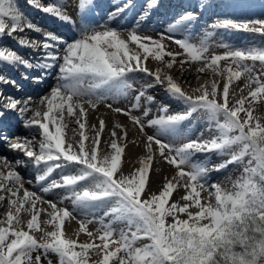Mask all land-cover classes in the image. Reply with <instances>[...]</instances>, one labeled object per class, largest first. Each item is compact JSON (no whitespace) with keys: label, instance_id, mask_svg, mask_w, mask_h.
<instances>
[{"label":"snow or ice","instance_id":"1","mask_svg":"<svg viewBox=\"0 0 264 264\" xmlns=\"http://www.w3.org/2000/svg\"><path fill=\"white\" fill-rule=\"evenodd\" d=\"M156 2L148 0L139 21L150 15ZM28 3L76 28L80 35L70 42L64 40L32 23L18 10L15 0H0V38L6 35L21 47L42 52L41 59L33 64L17 51L0 46V84L20 88L16 80L3 74L5 68L22 66L26 70L22 73L25 80L29 78L27 70L41 69V75L31 78L43 83V70L59 66L55 84L39 97L43 111L31 107L32 97L20 101L9 96L0 107V120L9 111L17 112L20 117L31 111L32 118L24 119L23 126L38 127V145L35 137H11L7 133L0 134V144L10 151L22 152L31 160L38 172L35 182L41 185V193L62 190L67 195L58 203L70 200L72 207H58L57 202L44 200L42 195L25 188L17 171L25 162L0 156V164L7 169L0 171V201L7 199L9 205L5 217L0 219V264H44V261L54 264L51 255L57 258L55 264H264V122L254 115L255 107L264 102V41L247 47H236L223 40L214 42L217 29L264 36V19H217L199 42L193 43L188 33L197 20L196 11L185 12L169 23L168 36L160 34L155 39L140 35L138 21L124 38L108 22L130 9L133 0H126L109 13L105 23L99 26L102 30L87 22L94 0H77L79 25L68 14L67 0H50L46 4L28 0ZM25 29L42 34L43 40H29L26 34L15 35L24 34ZM175 33H185L184 38L176 39L172 35ZM164 39L178 45L187 61L202 62L199 72L210 69L223 76L222 90L218 81L211 80L194 89L199 94H189L170 75L164 74L162 81V69L149 70L144 64L149 57L171 68L181 55L166 51ZM214 47L224 51L208 55ZM165 56L171 59L165 61ZM185 62L179 61L181 65ZM257 62L259 73L254 71ZM138 71L153 77V84L139 90L126 109L106 104L112 112L127 116L146 137V154L139 158V167L124 174L125 146L119 141L126 140L127 130L116 123L110 132V151L101 154L99 145L106 123L100 119L98 128L93 125L95 134L90 138L85 132V104L95 110L108 100L128 99L132 90L129 74ZM241 78L248 91L244 95L241 88L236 98L230 86ZM164 82L165 91L181 101L186 111L169 114V106L160 105L159 114L151 119H147L148 107H143L141 115H134V110L142 108V101L144 105L155 102V97L146 95V90ZM197 111L207 116L210 131L215 133L209 139H204L203 134L193 139L180 132L181 122ZM74 116L79 126L78 140L66 134L65 118ZM146 127L155 129L154 133L147 134ZM212 152L229 155L228 160L213 166L214 171L226 169L230 164L241 166L239 175L231 180V188L210 182L207 159L194 162L195 154ZM157 156L173 167L175 174L165 179L158 192L144 196ZM57 172L60 180L48 183ZM181 187L184 192L180 200L171 201L174 191ZM3 192L9 195L5 197ZM202 192H207V200L202 198ZM108 205L103 216L89 218L95 210ZM42 213L47 219H40ZM22 214L30 215L25 224ZM69 220H76L79 225L74 234L77 238L66 234L65 222ZM93 223L98 226L90 231L88 226ZM117 223L126 227L117 230L114 227ZM42 225L51 226L52 230ZM36 232L41 233L39 239L34 235ZM81 233L88 240L81 242L78 239ZM93 255L97 258L93 259Z\"/></svg>","mask_w":264,"mask_h":264},{"label":"bare ground","instance_id":"2","mask_svg":"<svg viewBox=\"0 0 264 264\" xmlns=\"http://www.w3.org/2000/svg\"><path fill=\"white\" fill-rule=\"evenodd\" d=\"M70 1L71 0H67V5L69 4ZM165 1L168 2L169 0H157L156 6L151 9L149 16L153 17L157 13H164V10H166V9H168V13L169 12L170 13L177 12L176 11V10H178L177 2H173L171 4V6H168V4ZM75 2H77V0H75ZM94 2H97V0H94ZM124 2H126V0H102V1L100 0V1H98L97 4L101 6V13H102V14L100 13L99 15L100 16L105 15L104 5L111 3L114 5V7L115 6L118 7L119 5H121ZM189 2H191L196 7H198L197 8L198 10H201V16L207 15V17H209L208 16L209 10L210 11L213 10L212 1H211V3H207L206 0H190ZM217 2L218 1H215L214 3H217ZM42 3L43 2H41V4ZM147 3H148V0H133V6L130 9L125 11V12L129 11V14L127 15V18L125 19L124 23L121 26H118V24L116 22V18H115L113 21L108 22L109 26L117 29L121 33V35L124 38H126L128 31L133 28L131 26H133V22L135 20L134 18L136 16H138V14H140L144 11L145 7L147 6ZM15 5L17 6L19 11H21L23 14H26L25 15L26 18L30 19L31 22L33 21L32 18L33 19L37 18L38 21L45 22V24H47V25H51V23H48L47 21H49V22L59 21V20L55 19L54 17H51L50 15H47L44 13L41 16L40 14L42 11L38 10L34 6H31L28 3V0H15ZM183 5H185V4H183ZM204 5H206V6H204ZM76 7H77V5H76ZM96 8H98V7L96 6ZM134 8H135V10H134ZM205 10H207L208 12H206ZM183 13H185V12H183ZM39 15L41 17L38 18ZM43 18L47 19V21H45ZM164 18H166V16H164ZM221 18L262 19L263 17L250 16V15H247L244 13L239 14L238 12H223V11L215 13L213 15V17H211V16L209 17V19L211 20L212 23L215 20L221 19ZM145 20L146 19H144L143 22H145ZM57 24H59V29L63 32L66 30L65 27L71 29V30H68V36L66 38L67 41L70 42L71 40L79 37V35H80L79 31L76 28H73L71 25L65 24L62 22L57 23ZM166 29H167L166 26L161 27V30L163 32L161 34H164V36L170 35L169 33L166 32ZM25 34H26V38L29 40H33V39H35L37 41L43 40L42 34L32 32V31L27 30V29H25L24 34L16 33L15 35L20 36V35H25ZM172 35H174L176 39H182V38L176 37L177 33L172 34ZM155 37L160 38V34H157ZM241 37L244 38L243 41L239 40ZM221 40H223L226 43L232 44L236 47H247L250 45H259L262 41H264V36H261L260 34H257V33H250V32H245V31H234V30L233 31H224V30L220 29V36L215 37L214 42L218 43ZM169 41L173 42L172 40H169ZM0 46H4L10 50L17 51V53L22 55V56H26V54H27L26 50L33 51L29 47L19 46L17 44L16 40H14L11 37H7L6 35L3 38H0ZM223 51H224V49L219 48V51H217L216 53L219 54V53H222ZM40 52L41 51H39V50L34 51L32 53V58L34 59V57H36L37 55L41 56ZM60 53H61V55H63L62 48L60 50ZM57 67L59 68V66H57ZM221 67H223V66L221 65ZM21 68H23V67L21 66ZM55 68L56 67H54L53 69L47 70V72L52 71ZM147 68L149 70H151L149 67H147ZM200 68L201 67H192L191 69H185L182 66H178L176 68L171 67L168 69L162 68L161 80L163 81L164 74L170 75L178 84L181 85L183 90L189 94H199V93H194V89H196L197 87H199L202 84H206L207 82H209L211 80H215V81L219 82L218 88L223 85V80H224L223 76L213 73L210 69H205L204 72H199L198 69H200ZM5 72L8 75V77L12 76L13 74H15V68H11V67L5 68ZM129 77L133 78V86H132L133 89L140 87V90H141L146 85H152L154 82V78L148 76L144 72L138 71L136 73H130ZM147 80H150V82H148ZM25 81H26V85L24 84V88L29 89L28 92L33 93L31 107L34 109L35 105H40L38 102L39 97L46 95L49 92L51 86H53L55 84L56 78L52 79L51 77H47L43 81L41 88L40 87L39 88L34 87L33 85H37V84H33L30 79H27ZM0 87L3 90L8 89V85L0 84ZM165 87H166V82L161 83V84H155L153 86V88L160 93L166 92ZM209 87H210V85H209ZM241 88H244V79L243 78H241L239 81H235L233 83V87L231 85L230 92L235 93L236 98H238V96L241 94V92H240ZM247 91H248V89L244 88V91L242 94L247 95ZM2 95H3V93H2ZM3 100L6 102L5 98ZM127 102H128V99H124V98H122L119 101L108 100L105 103L99 104L95 110L88 108L87 104H85V107L87 108V127L85 129V132L90 138L93 137L95 134V130L92 127L93 125H96L98 128L100 119H104V121L106 123V128L101 134V143L99 145V151L101 152V154H106L110 151V148L108 146L110 143V132L116 123L121 124L123 126V128L127 130L128 135H127L126 140L130 139V142H126V140L119 141L120 143L124 144V146H125V151H124V154L122 156L123 173L124 174H129L135 168L139 167V158L146 154L144 147L138 143V141L145 142L146 137L142 136L136 130H134L133 128H131L128 125V123L126 122L127 116L123 115L122 113H114L109 108L106 107L107 103H111L113 105V108L120 107V108L126 109L127 107L130 106V105H128L129 103L127 104ZM0 103H2L1 99H0ZM172 103L178 104V108L185 107V105L182 102L177 103L174 100V102H172ZM0 107H2V106L0 105ZM40 107H43V105H40ZM197 112H195L193 114V116L196 115ZM78 115H79V113L77 112L76 116H78ZM76 116H74L72 118H67V117L65 118V123L68 124V128L66 129L67 137L72 138L73 140L79 139V126L75 123ZM30 118H32V112L31 111L26 113L24 117H20L17 112L9 111L6 114V117L3 120H0V129L1 128L4 129L6 131V133L11 137H17V136H15L16 133H19V134L22 133L21 137H27L29 139H31L32 137H35L36 138L35 143L38 144V142L40 140L39 139L40 136L38 135V130H36L38 127H33L31 129H29V128H25L23 126V120L24 119H30ZM184 124L187 127L188 126L191 127L187 131L186 134L190 135L191 138H193V139H196L198 136H201V134H203L204 139H209L212 135L215 134L213 131H210V125H209L207 116H203L200 113L195 118L188 119V121L184 122ZM19 131H21V132H19ZM0 132H1V130H0ZM120 134H121L120 130H117V136H119ZM18 137H20V136L18 135ZM183 142L184 141H181V143H183ZM87 143H88V141H86V144ZM0 152H1L0 156L7 157L9 159V161L14 162L17 159H20V160L24 159L27 162L31 161L29 158H26L22 152L8 150L7 146L5 144H0ZM205 159H207L209 161V163L207 164V167L210 170L209 171L210 182L220 183L225 188H231V180H234L236 178V176L239 175L240 171L242 170L241 166H239L237 164H230L226 169H221L220 171H214V170H212L213 166L220 164V163H223L224 161L228 160L229 155L212 152L209 154L197 153L194 156V162H202ZM25 164H27V165H25ZM25 164L24 165L27 166V168H24L25 166H20L17 168V171H19V173L21 174V176L23 178V183H24L25 188H28L30 191H35V192H37V194L42 195L44 200H50V201L57 202V203L59 202V200L62 196L67 195V193L62 191V190H56V191L50 192V193H41V191H40L41 185L40 184H37L35 182L34 185H32V184H29L27 181V179H29L27 177H31L32 175H34V172L36 171V169L34 168L32 163H25ZM0 171L6 172L7 169H5L2 164H0ZM174 174H175V169L173 167L169 166L165 161H162V160L159 161L158 159H155L152 170L150 172V182L147 185V192L143 193L142 195L147 196L150 193L158 192L160 190L162 184L165 182V179L171 178ZM53 180H56V181L60 180V173L59 172L53 174L51 176V178L49 179L48 183L53 181ZM12 186H13V190H15V185H12ZM43 186H46V185H43ZM183 192H184V189L182 187L179 188L178 190H175L174 194L170 197V200L171 201L180 200V197L183 194ZM2 194L5 195V197H7L9 195L6 192H3ZM19 195L20 196L23 195V190H21L19 192ZM201 196L204 200H207V192H202ZM181 203H183V201H181ZM42 206L45 208L47 207V205H42ZM109 206L110 205L105 206L104 208H101L99 210H95L93 212V214L90 216V218H92L93 216L96 215L95 212L98 213L100 211H106ZM58 207H68L69 209H71V207H72L71 201L70 200L64 201L63 204L58 203ZM8 209H9V205L7 203V199H5L4 201H0V219L5 217V214L7 213ZM192 210L195 211V209H192ZM24 215L29 216L28 219L30 218L29 214H22L21 218ZM181 218H185V217H183V215H182ZM40 219L44 220V219H47V217L42 213ZM78 219H80L79 215H77V220ZM26 221L22 222V224H25ZM42 226L46 227V230H48V231L52 230L51 226H44V225H42ZM124 227H126V225L124 223H120L118 230L121 228H124ZM78 228H79V225H78L76 220H69V221L65 222L66 234L69 237L77 238V237H75L74 234ZM89 230L94 231L91 228ZM34 235H36L37 238H39L41 233L36 232V233H34ZM78 239L81 242H83V241L88 240V237L85 234L81 233L79 235ZM144 242L145 241H142L141 243H144ZM44 264H47V261H44Z\"/></svg>","mask_w":264,"mask_h":264},{"label":"rangeland","instance_id":"3","mask_svg":"<svg viewBox=\"0 0 264 264\" xmlns=\"http://www.w3.org/2000/svg\"><path fill=\"white\" fill-rule=\"evenodd\" d=\"M43 1V0H42ZM255 2H262V0H254ZM48 2H50V0L48 1ZM44 3V2H43ZM76 2H75V0H71L70 2H69V4H68V6H67V11H68V14H71L74 10H75V7H76ZM71 9V10H70ZM75 13V12H74ZM262 19H264V17L262 18ZM202 21V20H201ZM200 21V23H201V25H197V24H195V23H193V26H192V28L189 30V33L188 34H190V36H191V41L193 42V43H198L199 42V39L201 38V36L206 32V31H208V30H210L209 29V26H203L202 25V22ZM203 21H205V19H203ZM152 22V21H151ZM162 26H165V25H159L157 22L154 24V26H150V27H148V28H142V29H140V30H138L139 31V33L140 34H143V35H147V36H151V37H153V38H155V39H159V38H157V37H155L157 34H161V33H163L162 32V30H161V27ZM166 35V34H165ZM184 35H185V33H177V36L176 37H179V38H181V37H184ZM215 36V35H214ZM163 43H164V45L166 46V48H165V50L166 51H172V52H179V53H181V55L180 56H177V62L172 66V68H176V67H178V66H182V67H184L185 69H191L192 67H202L203 66V63L202 62H191V61H187V59H186V57L183 55V50L178 46V45H176L174 42H171V41H169V40H167V39H164V41H163ZM131 47H135V45H130ZM217 51H219V48H212L211 50H210V52L208 53V55H211L212 54V52H217ZM28 59V58H27ZM165 61H167V60H170L171 58L170 57H167V56H165ZM185 60L186 62L183 64V65H181L180 63H179V61L180 60ZM29 60V59H28ZM30 61V60H29ZM30 62H32V61H30ZM223 63L224 62H221V65L223 66ZM144 64H145V66L146 67H149L150 69H151V71H155L157 68H165V69H168L167 67H165V64L163 63V62H158V61H154L151 57H149V59L147 60V61H145L144 62ZM260 71V69H259V64H258V62H257V66H256V68L254 69V71H256L257 73H259V71ZM262 78H264V77H262ZM129 83L130 84H132V86H133V78L132 77H130V79H129ZM222 87H223V85L222 86H220L219 87V89L220 90H222ZM231 87V86H230ZM232 87H233V85H232ZM140 90V87H137V88H132V90L130 91V94H129V97H128V102H127V104L128 105H130V103H131V101H132V98L137 94V92ZM156 93H160V92H156ZM164 93V92H163ZM163 93H161L162 95H163ZM166 93V92H165ZM165 95V97H167V98H169V97H171L168 93L167 94H164ZM160 96V95H159ZM159 96H157L158 98H159ZM122 99V97L121 98H115V99H111V100H113V101H119V100H121ZM171 99V98H170ZM143 107H148L149 109H150V114H149V116L147 117V119H151V118H153V117H155V116H157L158 114H159V112H158V107H159V104L156 102H154V103H152V104H147V105H144V102L142 101V108L141 109H138V110H134L133 111V114L134 115H141L142 113V110H143ZM38 108L40 109V111H43L44 110V107H40V106H38ZM181 109V111H186V106L185 107H183V108H180ZM140 111V112H139ZM78 112V111H77ZM199 113L200 114H203V112H201V111H198L197 112V114L196 115H192L191 116V118H195L197 115H199ZM243 115V114H242ZM254 115H256V116H259L260 118H261V122H264V102H262L261 104H258L256 107H255V110H254ZM191 118H189V119H191ZM142 119H145V118H143L142 117ZM186 121H188V120H186ZM186 121H183V122H181V125H180V132L181 133H187V131L191 128V127H187V126H185V124H184V122H186ZM126 122L128 123V125L131 127V128H133L134 130H136L139 134H141L142 136H144L145 137V135H144V133H142V132H140V130H139V128H138V126H134L133 125V122L132 121H130L129 119H128V117L126 118ZM36 130H38V128L36 129ZM154 131H155V129H153V128H145V132H147V134H149V135H151V134H153L154 133ZM38 133H40V131L38 130ZM131 138V137H130ZM39 139H40V137H39ZM126 142H130V139H127L126 140ZM137 143V142H136ZM135 143V144H136ZM138 143L139 144H141L143 147H144V142H140V141H138ZM177 143H181V141H177ZM36 145H38L37 143H35ZM137 145V144H136ZM146 153V152H145ZM155 159H158L159 161L161 160L158 156L155 158ZM103 213L104 212H100L99 214H97V215H95V216H93L92 218H98V217H100V216H103ZM28 217L29 216H27V215H24L23 217H22V222H24V221H26L27 219H28ZM90 218V217H89ZM24 219V220H23ZM91 219V218H90ZM169 219V222H171V218H168ZM106 221H107V218H106ZM119 224L120 223H117V224H115L114 225V227L118 230V227H119ZM97 224H95V223H93V224H90L88 227H89V229L91 228V229H93V230H95L96 228H97ZM37 237V236H36ZM39 239V238H38ZM99 241H97V243H98ZM146 242V241H145ZM93 259H96L97 257H95L94 255H93V257H92ZM51 259L53 260V262H54V264H55V262H56V257L54 256V255H51Z\"/></svg>","mask_w":264,"mask_h":264}]
</instances>
